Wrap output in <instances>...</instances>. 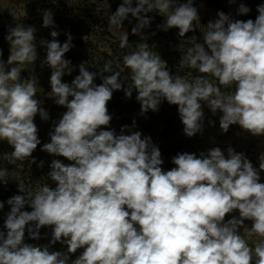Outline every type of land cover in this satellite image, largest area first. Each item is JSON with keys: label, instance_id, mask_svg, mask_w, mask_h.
<instances>
[{"label": "clouds", "instance_id": "9594fccd", "mask_svg": "<svg viewBox=\"0 0 264 264\" xmlns=\"http://www.w3.org/2000/svg\"><path fill=\"white\" fill-rule=\"evenodd\" d=\"M237 11L246 15L250 9L241 3ZM153 12L163 17L158 30L175 28L179 37L195 32L200 23L194 0H121L109 23L121 29L131 16L137 21L131 33L142 36ZM257 12L255 20L246 21L218 12L204 25L202 40L187 38L179 67L201 74L191 79L172 74L157 51L138 42L123 56L128 83L109 61L98 72L81 62L69 84L62 78L74 70L65 59L72 36L61 44L53 30L51 41L41 39L46 48L41 67L51 69L48 96L66 109L41 150L71 163L52 160L47 176L55 187L43 183L30 190L19 183L23 195L7 200L0 264H264V183L259 175L264 153L259 170L232 147L227 155L219 147L199 156L178 153L171 159L174 167L165 170L151 137L128 125L117 133L107 107L115 91L123 90L126 98L135 91L141 115L158 111L164 101L177 106L187 137L203 132L204 105L213 115L222 113V132L238 125L253 137H264V4ZM42 19L44 28L55 27L50 10L42 12ZM36 31L33 26L9 28L7 61L0 48V141L14 149L4 154L10 164L28 160L41 144L36 116L50 119L37 98L33 74ZM128 35L120 33V48L131 47ZM98 75L100 84L94 82ZM7 177L8 170L0 168V184ZM4 206L0 201V211ZM43 228L51 231L45 233L49 242L42 244ZM253 236L261 238L254 246L246 238Z\"/></svg>", "mask_w": 264, "mask_h": 264}, {"label": "trees", "instance_id": "16d2710c", "mask_svg": "<svg viewBox=\"0 0 264 264\" xmlns=\"http://www.w3.org/2000/svg\"><path fill=\"white\" fill-rule=\"evenodd\" d=\"M120 3L121 0H30L23 14L16 17L8 15L4 18L0 29V48L3 49L5 61L9 55V44L5 40V36H7L10 27L15 25L33 26L37 30L38 59L33 74L38 78L37 98L41 101V106L48 111L50 119L43 121L39 115L36 116L34 122L39 130L38 136L41 144L28 160L10 164L4 154L10 153L14 149L6 141L2 143L3 153L0 152V168L8 170V180L7 183L0 184V201H3L5 205L0 211V230L3 229L4 220L10 211L7 200L13 195H23L18 190L19 183L24 184L30 190L38 188L43 183L55 187V182L47 176L51 170L52 160L59 159L65 164L71 163L63 157L52 156L41 150L43 144L50 142L49 132L53 129V122L58 121L66 111L65 108L56 105L54 100L48 96L51 91L50 78H48L51 75V69L47 65L41 67V62L46 56V48L39 44L41 39L51 41L53 37L50 33L53 30L59 33L55 39L61 44L67 41L68 34L72 36V47L65 54V59L71 61L74 70L71 75H65L62 78L63 82L69 84L79 74L78 66L81 62H88L89 71L98 72L109 61L112 62L113 70H120L121 78L125 83H128L129 71L124 68L123 56L131 51L138 42H147L151 50L157 51L161 58L167 62L172 74L191 79L201 74L194 69L179 67L180 58L183 55L182 50L186 51L189 46L187 38L196 36L198 40H202V33L206 30L205 26L210 20L217 19V13L221 11L233 19L255 20L258 15L257 7L264 4V0H235L234 3H229V0H194V6L199 12L200 23H196L197 30L195 32H190L185 37H179L178 29L175 28L166 32L158 30L157 25L161 24L163 17L155 12L148 14L152 17V23L142 30V36L133 35L131 28L136 25L137 21L129 16L123 25L127 27L131 47L123 49L119 46L120 39L112 35L106 26L109 16L116 11ZM241 3L250 9L246 15L238 14L237 10ZM45 9L53 13L54 28L42 26V12ZM109 74L105 73V75ZM28 75L27 70L22 72V77L26 78ZM94 82L102 83L99 75ZM136 95L135 91L131 98H126L123 90L113 93L112 99L107 105L109 113L113 117L110 125L112 129L119 133L122 126L128 125L131 131L145 129L156 135L159 140L157 147L160 149L164 161L162 167L165 170L174 167L171 159L178 153L188 152L199 156L200 152H207L208 147L195 136L190 138L184 134L177 106L169 105L164 101L160 104L158 111L150 110L141 115V105L136 100ZM221 115L222 113L218 111L215 117L219 119ZM134 120L136 126L132 128ZM33 158L35 163H31ZM41 161H43L42 167L40 166ZM24 210L31 211L28 206ZM50 231L49 228L41 229V240L38 243H48L50 237H45V233L50 234ZM60 247L59 244L55 245L57 249Z\"/></svg>", "mask_w": 264, "mask_h": 264}, {"label": "rangeland", "instance_id": "374dc122", "mask_svg": "<svg viewBox=\"0 0 264 264\" xmlns=\"http://www.w3.org/2000/svg\"><path fill=\"white\" fill-rule=\"evenodd\" d=\"M28 1L30 0H0V29L4 18L8 15L18 16L25 12ZM163 23V19L161 24ZM109 32L119 39L120 33L127 31V27L123 25V28L117 29L114 25L109 23L106 24ZM128 32V31H127ZM50 78V77H48ZM204 121H203V132L197 133L195 137L208 149L213 147H219L227 155L228 147H232L236 152L244 153L245 156L252 162L253 166L259 170V156L264 153V137H253L248 133L242 131L238 125H232L227 133L222 132L219 127V119L208 109L206 105L203 106ZM213 122V123H210ZM140 132L143 136L151 137L152 142L158 146L159 140L156 135L150 131L141 129ZM0 141V152L2 143ZM261 182L264 183V171H259ZM238 215V213H235ZM230 218V217H229ZM246 227L251 226L250 221H245ZM245 234V229H241V235ZM249 240L250 245H253L261 238L253 236L246 237Z\"/></svg>", "mask_w": 264, "mask_h": 264}]
</instances>
